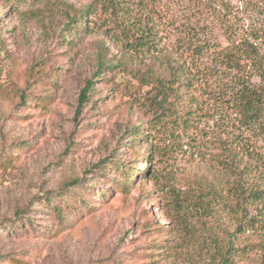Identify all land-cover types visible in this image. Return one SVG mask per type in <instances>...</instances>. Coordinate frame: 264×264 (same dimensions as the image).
<instances>
[{
	"label": "rangeland",
	"instance_id": "1",
	"mask_svg": "<svg viewBox=\"0 0 264 264\" xmlns=\"http://www.w3.org/2000/svg\"><path fill=\"white\" fill-rule=\"evenodd\" d=\"M178 66L149 166L135 75ZM242 84L264 85V0H0V264H220L229 188L264 186ZM237 245L264 264V227Z\"/></svg>",
	"mask_w": 264,
	"mask_h": 264
},
{
	"label": "trees",
	"instance_id": "2",
	"mask_svg": "<svg viewBox=\"0 0 264 264\" xmlns=\"http://www.w3.org/2000/svg\"><path fill=\"white\" fill-rule=\"evenodd\" d=\"M72 23H76L73 20ZM79 28L84 26L82 20H78ZM86 25V24H85ZM146 40V41H145ZM153 45V41L149 38L145 39V35L139 36L134 46L140 48L150 47ZM235 54H225L226 62L233 68L239 69L242 60H238ZM100 68L104 67L103 62H100ZM180 68L178 66L171 72V78L165 79L162 75L153 71H137L135 77L139 83L149 90L145 94V98L141 102V108L146 113L152 115L150 120V128L148 134H146L147 143L149 144L152 154L147 160V164L150 166L155 160L156 154L159 153V145H155L154 140L156 134L163 131L167 127L170 114L168 113L172 109V105L178 104L182 97L179 93L180 88L175 86L178 77L176 71ZM93 86L92 82H89L86 89L81 94V107L88 101V92ZM236 107H238V113L244 120L253 125H259L264 133V85H251L246 86L242 84V87L237 92ZM249 152L251 150H248ZM226 168H228L226 166ZM229 169V168H228ZM236 171L237 168L231 169ZM238 173V172H236ZM228 194L231 196L230 201H224L223 205L226 206L230 212H233L237 216V226L234 230H223V236L217 240L215 255L220 261V264H235L236 259H241L243 252L247 249L237 245L239 237L245 233L260 232L264 227V186L260 181H249L242 174H237L235 182L229 188ZM249 206L255 208V214H248Z\"/></svg>",
	"mask_w": 264,
	"mask_h": 264
}]
</instances>
